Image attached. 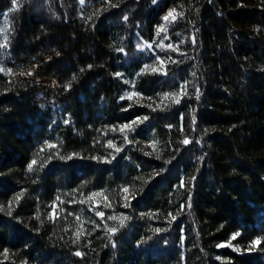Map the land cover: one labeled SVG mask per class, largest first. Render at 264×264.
<instances>
[{
	"label": "trees",
	"instance_id": "trees-1",
	"mask_svg": "<svg viewBox=\"0 0 264 264\" xmlns=\"http://www.w3.org/2000/svg\"><path fill=\"white\" fill-rule=\"evenodd\" d=\"M13 19L11 59H47L0 73V264H264V0H24Z\"/></svg>",
	"mask_w": 264,
	"mask_h": 264
},
{
	"label": "rangeland",
	"instance_id": "rangeland-1",
	"mask_svg": "<svg viewBox=\"0 0 264 264\" xmlns=\"http://www.w3.org/2000/svg\"><path fill=\"white\" fill-rule=\"evenodd\" d=\"M24 0H16L6 10L0 12V73L7 78H25L35 77V72L39 65L47 59V56H41L35 59H19L12 60L9 53V39L10 32L13 26V16L17 11L22 8ZM96 55L89 49L88 45L83 47V53L81 55V66L93 64L95 62ZM31 73V74H29ZM66 77L60 76L57 78L42 79L38 82L46 88L44 94L36 96L35 100L41 110L47 112L50 109L53 99L61 93L63 90ZM124 188H128L127 193L123 192ZM121 194L123 195L124 202H129L135 197V193L129 187H122ZM127 197V199H125ZM61 211V207L57 202H52L47 205L44 212L46 217L54 219ZM22 264H38L33 261L25 260Z\"/></svg>",
	"mask_w": 264,
	"mask_h": 264
},
{
	"label": "snow or ice",
	"instance_id": "snow-or-ice-1",
	"mask_svg": "<svg viewBox=\"0 0 264 264\" xmlns=\"http://www.w3.org/2000/svg\"><path fill=\"white\" fill-rule=\"evenodd\" d=\"M81 2L83 3V0H81ZM15 3H16V0H13V4H15ZM174 13H175V10L170 11L166 16H164V18H163L164 21L168 22V21L170 20V18H171L172 21H174V20L176 19V15H175ZM125 19H127V18L125 17ZM160 31H166V29L163 28V27H161ZM168 47L171 48L172 45H168ZM161 64H163V61H161ZM146 68H147V66H146ZM157 70H158V69H155V68L152 69V71H157ZM29 74H31V73H29ZM182 91H183V89H182ZM173 95H175V94H173ZM167 96H168V94H165V97H166V98H167ZM128 98L131 99V96H129ZM122 99H123V97H122ZM174 102H175V103H179V99H174ZM143 119L146 120L147 117H144ZM133 123H136V121H134ZM131 128H132V125H131V124H126V125H123V126L121 127L120 130L123 132L124 129H131ZM183 143H184V144H188L189 141H188L187 139H185V140L183 141ZM109 146H110V147L112 146V142H111V141H109ZM49 147H54V145H49ZM116 150L119 151L120 149H116ZM34 164H36V161H35V160H33V161L28 165V170H29V171L32 170ZM128 191H129L128 188H124V189H123V192H124V193H127ZM125 199H127V197H125ZM97 215H99V216H103V213L98 212ZM110 231H113V230H110ZM77 238H79V237H77ZM233 239H235V237H233ZM261 242H262V241H260V240H255V241L252 242V245H257V244H260ZM76 255L79 256V255H81V253L77 252Z\"/></svg>",
	"mask_w": 264,
	"mask_h": 264
}]
</instances>
